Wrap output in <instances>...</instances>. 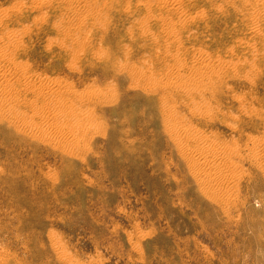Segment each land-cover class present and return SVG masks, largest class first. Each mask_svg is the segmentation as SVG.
Here are the masks:
<instances>
[{"label": "rangeland", "instance_id": "rangeland-1", "mask_svg": "<svg viewBox=\"0 0 264 264\" xmlns=\"http://www.w3.org/2000/svg\"><path fill=\"white\" fill-rule=\"evenodd\" d=\"M83 1L0 0V264H264V0Z\"/></svg>", "mask_w": 264, "mask_h": 264}, {"label": "bare ground", "instance_id": "bare-ground-1", "mask_svg": "<svg viewBox=\"0 0 264 264\" xmlns=\"http://www.w3.org/2000/svg\"><path fill=\"white\" fill-rule=\"evenodd\" d=\"M84 1H86V0H84ZM84 1H83V2H84ZM83 2H82V3H83ZM88 5H89V3H88ZM89 7H90V6H89ZM84 8H85V7H84ZM86 11H87V10H86ZM79 13H83V12H80V11H79ZM76 14H77V13H76ZM80 15H81V14H80ZM75 17H76V16H75ZM77 19H78V16H77ZM78 20H80V19H78ZM79 22H80V21H79ZM76 25H77V24H76ZM174 57H175V56H174ZM178 61H179V60H178ZM184 66H185V65H184ZM0 71H1V70H0ZM177 73H178V72H177ZM178 74H179V73H178ZM168 75H169V74H168ZM173 76H174V75H173ZM5 78H6V77H5ZM172 78H173V77H172ZM186 78H187V77H186ZM196 79H197V78H196ZM198 80H199V79H198ZM8 82H9V81H8ZM168 82L172 83L171 80L168 81ZM164 84H165V83H164ZM151 85H152V84H151ZM2 86H3V85H2ZM11 87H13V86H11ZM49 88H50V87H49ZM196 88H197V87H196ZM6 90H8V89H6ZM3 91H4V90H3ZM38 91H39V90H38ZM54 92H55V91H54ZM6 101H7V100H6ZM66 105H67V104H66ZM42 114H43V113H42ZM174 117H175V116H174ZM42 118H43V117H42ZM56 122H57V121H56ZM79 125H80V124H79ZM48 126H49V125H48ZM56 126H57V125H56ZM59 128H60V127H59ZM174 128H175V127H174ZM54 129H56V128H54ZM62 129H63V128H62ZM56 130H57V129H56ZM177 130H178V129H177ZM179 130H180V129H179ZM183 130H184V129H183ZM83 132H84V131H83ZM181 132H182V131H181ZM71 133H72V132H71ZM75 135H76V134H75ZM199 135H200V134H199ZM42 136H43V135H42ZM44 137H45V136H44ZM68 137H69V136H68ZM42 138H43V137H42ZM191 139H192V138H191ZM191 139H190V140H191ZM66 144H67V143H66ZM61 147H62V146H61ZM73 149H74V147H73ZM191 150H192V149H191ZM208 150H209V149H208ZM215 151H216V150H215ZM261 155H262V154H261ZM217 156H218V155H217ZM202 160H203V159H202ZM205 163H206V162H205ZM205 163H204V164H205ZM198 165H199V164H197V166H198ZM200 166H201V165H200ZM212 167H213V166H212ZM193 171H194V170H193ZM234 173H235V172H234ZM206 176H207V175H206ZM219 176H220V175H219ZM231 176H232V175H231ZM218 179H219V177H218ZM227 180H228V179H227ZM210 182H211V181H210ZM223 182H224V181H223ZM219 183H220V182H219Z\"/></svg>", "mask_w": 264, "mask_h": 264}]
</instances>
